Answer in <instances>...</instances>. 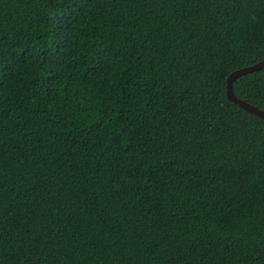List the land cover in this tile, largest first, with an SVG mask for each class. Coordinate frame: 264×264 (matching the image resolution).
<instances>
[{
	"label": "trees",
	"instance_id": "1",
	"mask_svg": "<svg viewBox=\"0 0 264 264\" xmlns=\"http://www.w3.org/2000/svg\"><path fill=\"white\" fill-rule=\"evenodd\" d=\"M263 58L264 0H0V264H264Z\"/></svg>",
	"mask_w": 264,
	"mask_h": 264
},
{
	"label": "water",
	"instance_id": "2",
	"mask_svg": "<svg viewBox=\"0 0 264 264\" xmlns=\"http://www.w3.org/2000/svg\"><path fill=\"white\" fill-rule=\"evenodd\" d=\"M264 67V58L253 63L250 64L248 66H243L241 68H237L233 71H231L226 79H225V96L227 99H229L231 102H233L234 104H236L237 106H239L240 108H242L243 110H245L246 112H249L259 118H261L262 120H264V111L258 109L257 107L250 105L249 103L237 98L232 90H231V82L233 81V79H235L236 77L246 74V73H250L253 71H257L261 68Z\"/></svg>",
	"mask_w": 264,
	"mask_h": 264
}]
</instances>
